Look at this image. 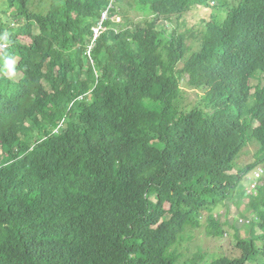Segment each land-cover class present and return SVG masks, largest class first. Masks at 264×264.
<instances>
[{
    "label": "trees",
    "instance_id": "1",
    "mask_svg": "<svg viewBox=\"0 0 264 264\" xmlns=\"http://www.w3.org/2000/svg\"><path fill=\"white\" fill-rule=\"evenodd\" d=\"M34 1L0 0V264H174L264 168V0ZM198 9L225 16L190 51ZM261 175L243 192L261 233L210 264H264Z\"/></svg>",
    "mask_w": 264,
    "mask_h": 264
},
{
    "label": "rangeland",
    "instance_id": "2",
    "mask_svg": "<svg viewBox=\"0 0 264 264\" xmlns=\"http://www.w3.org/2000/svg\"><path fill=\"white\" fill-rule=\"evenodd\" d=\"M125 3H131V0H125ZM34 5L39 9V4L34 1ZM127 15L131 20L136 21L143 17L139 14L137 7L130 6L129 10L124 11L121 14L114 16L111 21L116 24L123 23V16ZM147 13L144 14L146 16ZM225 16L224 12L218 11L216 9H198L185 15L184 20L181 25H179L178 31L186 36V44L190 48V51L196 50L199 46V33L203 30L206 21L210 20L213 16ZM109 17L103 15L102 19L107 20ZM105 31V26L100 25L95 29L96 35H100ZM6 45H1L0 50H2ZM7 64L12 67L15 66L17 59L13 61L8 60ZM8 69V68H7ZM5 71L6 76L14 77L17 80V74H13L10 71ZM258 83V81H254ZM263 86V83H261ZM185 96L188 102L194 103L197 100V95L199 92L187 89L184 87ZM254 93V90L251 92ZM257 151V146L255 144H249L241 153L239 158L236 160V165L232 173H236L240 168L245 167L248 164L255 162V154ZM264 171L262 165L258 166L253 170L242 182L238 185L240 186L237 191L236 197L233 201L227 203L226 208H220L215 211V216L218 219L217 226L212 224L210 228L208 226L209 222L205 219L204 226L200 227L192 232L186 233L183 236V241L179 245L177 243L172 250L180 255L177 257L175 255L174 264H210L214 259L226 257H240L242 252L240 249L234 246L236 239L251 238L254 235L261 233V230L255 225L253 220L256 218L253 211L259 205L256 198L250 199L245 196L243 192L253 189V183L257 180L260 184L261 177L259 175ZM256 173V174H255ZM262 205V204H260ZM264 208V206H263ZM246 215V219H242L241 216ZM247 224L250 228L247 230L243 225ZM219 231L223 234L220 236ZM214 233L215 235H212ZM185 237V238H184ZM179 245V246H178ZM199 257L192 261L196 256ZM203 256L205 259H203Z\"/></svg>",
    "mask_w": 264,
    "mask_h": 264
},
{
    "label": "built area",
    "instance_id": "3",
    "mask_svg": "<svg viewBox=\"0 0 264 264\" xmlns=\"http://www.w3.org/2000/svg\"><path fill=\"white\" fill-rule=\"evenodd\" d=\"M258 172H261L262 173V171L261 170H259ZM256 174V173H255ZM261 175H259V177H260ZM257 187V183L256 182H254L253 183V189H255Z\"/></svg>",
    "mask_w": 264,
    "mask_h": 264
},
{
    "label": "clouds",
    "instance_id": "4",
    "mask_svg": "<svg viewBox=\"0 0 264 264\" xmlns=\"http://www.w3.org/2000/svg\"><path fill=\"white\" fill-rule=\"evenodd\" d=\"M97 35H96V32H95V37H96Z\"/></svg>",
    "mask_w": 264,
    "mask_h": 264
},
{
    "label": "bare ground",
    "instance_id": "5",
    "mask_svg": "<svg viewBox=\"0 0 264 264\" xmlns=\"http://www.w3.org/2000/svg\"><path fill=\"white\" fill-rule=\"evenodd\" d=\"M262 173H263V171H262ZM262 173H261V174H262ZM261 174H260V175H261Z\"/></svg>",
    "mask_w": 264,
    "mask_h": 264
}]
</instances>
